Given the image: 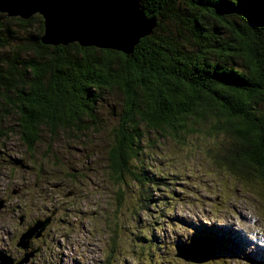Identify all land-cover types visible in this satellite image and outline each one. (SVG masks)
<instances>
[{"label":"trees","instance_id":"1","mask_svg":"<svg viewBox=\"0 0 264 264\" xmlns=\"http://www.w3.org/2000/svg\"><path fill=\"white\" fill-rule=\"evenodd\" d=\"M140 2L156 23L127 54L75 41L43 43L41 20L37 38L0 57V118L15 117L18 138L30 151L42 127L51 137L97 124L100 93L118 91L120 110L106 149L109 178L149 184L130 166L139 125L176 135L193 120L210 118V129L232 139L211 162L237 174L264 206V0ZM11 21L28 22L0 13V30ZM203 235L212 237V252H223L224 243Z\"/></svg>","mask_w":264,"mask_h":264},{"label":"rangeland","instance_id":"2","mask_svg":"<svg viewBox=\"0 0 264 264\" xmlns=\"http://www.w3.org/2000/svg\"><path fill=\"white\" fill-rule=\"evenodd\" d=\"M27 20L20 26L11 21L0 30V57L18 53L40 35L41 17L34 13ZM120 99L118 91L103 90L95 102L97 124L61 130L51 137L42 127L30 151L18 138L15 117L0 118V198L7 199L0 210V249L12 243L32 218L55 208L54 220L30 264H61L63 252V264H264V253L245 255L253 230L256 247L264 243L262 199L256 197L258 192L241 187L233 176L237 174L211 162V155L224 151L232 139L210 129V118L193 120L176 135L151 131L141 123L130 166L153 184L139 183L133 176L111 181L106 149ZM260 106L264 108L263 101ZM14 188L18 191L11 194ZM235 208L244 214L241 221ZM253 216L257 228L249 226ZM230 220L243 227L245 247L231 233L228 243L220 242L224 243L220 254L211 256L210 249L202 256H175V248L193 233L206 240L212 237L203 232L212 233L218 241L212 226H225ZM78 235L81 240L75 241Z\"/></svg>","mask_w":264,"mask_h":264},{"label":"water","instance_id":"3","mask_svg":"<svg viewBox=\"0 0 264 264\" xmlns=\"http://www.w3.org/2000/svg\"><path fill=\"white\" fill-rule=\"evenodd\" d=\"M0 13L20 19L38 14L44 25L40 37L43 43L75 41L82 46L92 45L123 54L130 53L139 38L150 35L156 23L154 16L143 12L140 0H0ZM17 191L14 188L10 193ZM65 195H70V191ZM3 204V198H0V210ZM55 212V208H51L47 214L35 217L26 224L15 242L22 249L21 257L13 260L0 250V264L27 263L38 251V247H29V240L42 236ZM22 220L23 215L19 214L17 223H22ZM195 240L198 238H191L182 246H177L175 256L185 259L181 248L190 246Z\"/></svg>","mask_w":264,"mask_h":264},{"label":"bare ground","instance_id":"4","mask_svg":"<svg viewBox=\"0 0 264 264\" xmlns=\"http://www.w3.org/2000/svg\"><path fill=\"white\" fill-rule=\"evenodd\" d=\"M236 213L238 214L239 218H236L238 221H241L242 218L244 217V214L241 210L236 209ZM251 223L249 222V226L253 227V228H257L259 225L258 220L253 216V218L250 220ZM235 225V226H234ZM225 230L227 231V228H233L230 232H228V234L234 233L235 235H237V239L239 240V242L241 243L242 247H245V245L243 244V240L244 239L247 242V238L244 237L243 235V227L240 225H237L235 223V221H229L227 225L224 226ZM242 236L238 237V233ZM258 245H264V243H258ZM242 247H237L238 250L242 251ZM182 254H191L194 253V256H202L207 254L208 252H210V240H206V239H198L195 240L194 242H192V244L188 247V248H183L182 249ZM185 256V255H184ZM194 258H198V257H194Z\"/></svg>","mask_w":264,"mask_h":264},{"label":"flooded vegetation","instance_id":"5","mask_svg":"<svg viewBox=\"0 0 264 264\" xmlns=\"http://www.w3.org/2000/svg\"><path fill=\"white\" fill-rule=\"evenodd\" d=\"M4 200V204L3 206L6 204V197L3 198ZM54 216V215H53ZM53 216L49 222V224L44 228L43 232H42V236L39 237V238H31L28 242V245L30 248H34V247H38V250L40 249V245H41V241L45 238L48 230H49V227L51 226L52 222H53ZM42 217V216H40ZM32 220H34V218H32L28 223L26 224H29L32 222ZM19 226L21 225V223H17ZM24 228H21L20 231L18 232V234L15 236H13L12 238V243H7L6 246L4 248H1L0 250L5 252L6 254H9L10 257L13 259V260H16L18 258L21 257L22 255V249L17 247L15 245V242L17 240V237L19 235V233L23 230ZM75 241H80L81 240V236H76L75 238ZM9 240V239H8ZM38 251L36 253L33 254V256L28 260L27 263L25 264H30L32 262V260L35 258V256L37 255ZM59 256H60V262L61 264H63L65 261H66V254L63 252V253H59Z\"/></svg>","mask_w":264,"mask_h":264}]
</instances>
